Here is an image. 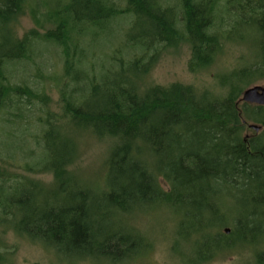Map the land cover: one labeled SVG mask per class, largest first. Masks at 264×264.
<instances>
[{
  "label": "trees",
  "instance_id": "16d2710c",
  "mask_svg": "<svg viewBox=\"0 0 264 264\" xmlns=\"http://www.w3.org/2000/svg\"><path fill=\"white\" fill-rule=\"evenodd\" d=\"M27 11L37 29L19 36L15 24ZM122 22L120 44L97 60L95 48ZM234 42L249 44L253 54L218 77L224 96L145 81L162 50L186 45L188 68L198 72ZM47 46L60 50L63 63L61 83L48 77L59 95L54 111L43 89L13 79L15 66ZM263 79L264 0H0L1 229L69 264H125L148 248L128 219L137 209L165 207L183 210L177 236L191 264L235 246L256 249L264 232V107L240 98ZM32 110L42 117L28 138L19 120ZM250 123L261 129L246 137ZM86 136L112 140L99 184L73 171ZM45 174L47 184L31 178ZM221 187L245 215L210 201ZM254 254L255 264H264V249ZM0 264H10L1 252Z\"/></svg>",
  "mask_w": 264,
  "mask_h": 264
},
{
  "label": "rangeland",
  "instance_id": "374dc122",
  "mask_svg": "<svg viewBox=\"0 0 264 264\" xmlns=\"http://www.w3.org/2000/svg\"><path fill=\"white\" fill-rule=\"evenodd\" d=\"M37 17L40 19V26L44 25L43 11L39 1ZM40 7V8H39ZM32 20L30 13L27 11L15 24L17 34L21 36L31 29H37ZM127 24L122 22L117 27V34L113 37H105L94 52L97 57L107 59L113 48L120 44L123 38ZM41 29L37 31L40 32ZM243 32L237 31L234 36L237 40L243 39ZM256 40V39H255ZM247 42V40H244ZM222 52L212 65L191 72L188 68L190 60V49L186 45H180L176 48H168L159 52L155 63L145 81L151 85L168 86L172 83H180L192 86L198 90H206L216 96H224V90L218 85V77L229 74L232 70L237 69L243 64L250 63L253 51L249 44L243 42L225 43ZM39 58L31 62H25L15 66L13 69V79L16 81L26 79L30 87L43 89L49 97V107L51 111L56 110L58 103V91L49 76L56 75L60 83L62 81V59L60 50L47 46ZM247 65V64H246ZM245 66V65H244ZM251 86H264V79L254 82ZM37 112H25L19 120L20 131L25 136L32 135L34 124L41 118ZM252 124V123H250ZM253 130H245L244 136L253 134ZM257 133V132H254ZM112 146V140L103 138L101 140L94 137H84L77 143L79 157L73 165V171L76 176L82 180L92 183H100L104 174L105 159ZM12 171L23 173L18 167H9ZM45 184L51 181L49 175H39L31 177ZM99 182V183H98ZM163 184V183H162ZM164 187V185H163ZM219 196L211 197L210 201L228 203L235 208L236 213L245 215L247 212L242 211L236 198H229L225 194L224 187L219 188ZM231 210V208H228ZM238 211V212H237ZM246 212V213H245ZM233 212H229L231 217ZM183 218V210L173 211L165 207H153L147 209H137L128 219V226L131 227L135 234L140 235L144 241L146 249L138 252L125 264H191V256L187 243L177 236L176 223ZM231 227H224L223 229ZM261 242V243H260ZM257 250L264 249V232L257 239ZM249 247L235 246L230 251L219 254L212 262L200 264H255V251ZM0 252L4 253L10 264H69L68 260L63 259L60 255L39 242H33L27 238L17 236L12 229L2 230L0 227ZM73 264H109L100 262H86L73 260ZM195 264H197L195 262Z\"/></svg>",
  "mask_w": 264,
  "mask_h": 264
},
{
  "label": "water",
  "instance_id": "95a60500",
  "mask_svg": "<svg viewBox=\"0 0 264 264\" xmlns=\"http://www.w3.org/2000/svg\"><path fill=\"white\" fill-rule=\"evenodd\" d=\"M240 102L252 106L264 107V86L248 87L242 92ZM248 128L254 132H259L261 129V127L254 124H248ZM229 232L230 230L228 228L224 229L226 235H228Z\"/></svg>",
  "mask_w": 264,
  "mask_h": 264
}]
</instances>
